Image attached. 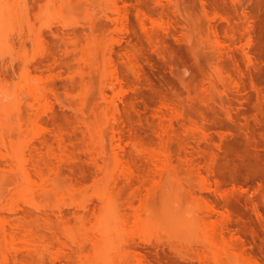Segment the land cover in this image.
I'll list each match as a JSON object with an SVG mask.
<instances>
[{
    "label": "rangeland",
    "instance_id": "obj_1",
    "mask_svg": "<svg viewBox=\"0 0 264 264\" xmlns=\"http://www.w3.org/2000/svg\"><path fill=\"white\" fill-rule=\"evenodd\" d=\"M179 1L181 13L166 0L165 5L155 0L0 1L21 18L0 44L3 83L17 90L29 66L58 88L51 96L54 114L40 120L25 104L21 113L0 112V223L6 230L0 234V264H51L55 259L57 264H217L205 237L209 220L203 218L215 203L229 207L233 231L244 235L248 251L264 264V0L242 1L241 10L251 17L255 63L241 73L234 60L226 61L242 83L228 95L210 84L216 57L207 37L212 22L223 32L227 27L225 20L215 19V10L235 16V5L230 0ZM138 7L154 17H172L174 30L157 29L156 44L151 43L136 17ZM246 41L242 37L237 43L240 61L239 47ZM110 47L109 70H117L131 87V101L146 110L141 118L123 116L124 131L70 109L72 101L91 106L101 100V67ZM125 47L137 48L145 68L139 78L122 58ZM164 100L184 113L167 142L174 165L169 170L150 168L144 160L148 152L162 149L155 130L167 120L151 111ZM193 119L220 146L205 139L201 149L186 146L197 145L185 129ZM185 146L193 151L194 166L182 160ZM211 151L217 152L214 166L208 161ZM90 154L128 163L110 160L98 170L88 163ZM70 159L83 162V168L77 161L70 168ZM82 223L90 231L109 227L113 247L105 254L97 249L84 237L88 230ZM77 240L85 244L82 253Z\"/></svg>",
    "mask_w": 264,
    "mask_h": 264
},
{
    "label": "bare ground",
    "instance_id": "obj_2",
    "mask_svg": "<svg viewBox=\"0 0 264 264\" xmlns=\"http://www.w3.org/2000/svg\"><path fill=\"white\" fill-rule=\"evenodd\" d=\"M155 1L159 5H165V0ZM166 1L168 4L173 5L178 13L182 12L179 0ZM230 1L235 5L236 15L233 16L231 14L215 10V19L219 18L225 20L227 23V27L225 29V32H223L221 30V27L216 22H212L210 24V34L207 37V42L210 45L211 51L216 57L213 64V73L210 79V84L214 90L225 95H228L229 92H232L233 87L237 88V90H240L242 84L239 77L229 71L225 64L227 63L226 61L234 60L236 62L238 71H240L241 73H243L246 68L249 69L250 67H252L255 63L253 50L250 46L252 37L250 31L248 30V26H250L251 23V17L248 12L241 10L243 0ZM107 17L110 18L108 14ZM136 17L144 32L146 33L148 40L151 43L156 44L155 42L157 37V29H161L168 33H171L174 30V19L172 17H154L152 14L148 13L141 7L137 8ZM125 18L126 20H129L128 15H126ZM20 20V16L14 12V9L11 6L0 2V44L2 42L4 43L5 32L8 30V28L13 25V23H16ZM194 24H197L198 28L200 27V21H197ZM106 25L110 26V24L108 23H106ZM198 33L201 40L200 29ZM242 37H245L247 39V41L241 43L239 47V50L243 54L244 61H240L237 59L236 49L237 43L241 42ZM184 39L189 42L192 40V35L187 32L184 35ZM135 49L137 48L134 47L133 49L125 47L122 53V58L132 70V72L139 78L144 73L145 68L140 63V59ZM113 52L114 48L110 47L107 53L108 56L105 57L106 62L101 67V80L99 84V96L101 100L91 106L85 103H80L81 106H78L75 105V101H72L71 103L73 104V107L71 105L70 109L72 108L71 110H73V112H71L75 113L74 115L76 116H81L83 118L94 117L95 119H105L110 123L112 122L113 128L124 131L127 129V125L124 123L123 116H128L126 114H129L128 117H130V115H136L141 118L146 113V110L144 109L145 107L143 108V110L139 105L140 103L138 104L135 102V99L134 101H131L132 99H130V94H128L130 91L129 88L131 87L126 85L127 83H125L124 78L117 72V70H109V67L107 65L108 63L113 62ZM47 60L49 61L50 59ZM25 71L27 75L26 78H24V76V79L22 78V81L24 80L21 84L22 86H19V90L15 88L18 91H14L13 88L10 87V85L8 86V82H5V84L3 83V81H6L7 79L0 78V112H3L5 113V115L9 116L15 109H17V111L21 113V106L22 104H25L27 107H29V110H31L30 113L33 115V117L37 120L42 119L44 115L54 114L55 109L53 107V104H51V96L57 95V84H55L54 82H51L49 84L45 83L41 75L31 73L29 66H25ZM220 85H222V87ZM135 96L133 97L135 98ZM126 106L127 108L129 107L128 110H126ZM151 112L154 116H157L160 119L167 120V123L162 128L160 127L158 130H155V133L158 134L160 139L159 143L162 148L161 151L148 152L144 157V160L146 161L147 165L150 166V168L169 170L174 165L173 157L167 149V142L168 139L172 137L173 133L176 131L177 118L181 115L183 116L184 113L181 114L182 111L179 110L178 107L175 106V104H172L171 102L169 103L165 100L162 102L161 106L153 109ZM228 112L231 115V112ZM181 122L183 123V121ZM187 124L185 125L187 134L195 138L194 141L196 140L197 145H195V143L193 144L187 142L186 146H190L193 150L195 148L201 149V139L213 141L217 146H220L221 142H217L212 136H209L198 120L195 121L193 119V122L191 124ZM133 135L136 140L140 138L138 131L136 130L133 131ZM221 138H223V136H220V140ZM41 140L43 143H47V140L45 138ZM186 146L184 153L185 155L183 154L184 156H182V160H184L188 166H194L197 161L193 157V151L189 150ZM202 150L204 149L202 148ZM87 159H89L88 163H90L91 166H95L96 168H98V170H104L110 160H113L115 162L128 163L127 161H124L122 158L117 156L109 158L104 157L100 159L97 156L90 154L89 158ZM216 160L217 152L211 151L210 158L208 159L209 165L214 166ZM76 161L77 160L75 159H70L69 161H67L69 164L71 163L70 168L75 166ZM184 161L182 162L184 163ZM199 162L200 161H198V163ZM78 163L81 164V168H83V162ZM79 166L78 168L80 169ZM79 176H81L80 172ZM226 196L227 193L222 194V197L225 199L228 197ZM256 210L257 213L261 214V210L258 207L256 208ZM215 213L218 215L215 217V219H212ZM203 218L209 220L206 224L205 237L208 245L211 247L212 258L217 262V264H260L258 262V259H256V257L246 248L247 239L244 237V235L239 231H233V219L229 207L220 209L218 207V203L212 204L206 208ZM82 225L83 223L80 227L84 228L85 224L84 226ZM105 227L106 226H102L96 231L94 230L96 228L92 227L95 231L94 232L93 230H91L92 233L90 230H88V228L86 229V227L84 228V230H88L89 233L86 232V230L84 231L80 228L81 231L83 230L84 232H86V234L88 233V235L84 233V237L88 239V241L92 242L94 246L97 249H100V251L104 254L113 247V237L108 230L109 227ZM4 231H6L5 226L3 223H0V234L4 235ZM107 235L110 236L107 237ZM3 238H1L0 241ZM76 243L77 249H79L82 253L85 246L84 242H81V240H77ZM2 249L3 248L0 249V253L3 252ZM137 254H139L138 256L142 261H148L149 258H147V256L143 253L137 252ZM55 260L51 261V264H57ZM147 263L153 264L149 261Z\"/></svg>",
    "mask_w": 264,
    "mask_h": 264
}]
</instances>
